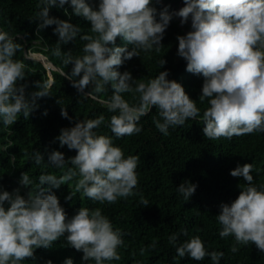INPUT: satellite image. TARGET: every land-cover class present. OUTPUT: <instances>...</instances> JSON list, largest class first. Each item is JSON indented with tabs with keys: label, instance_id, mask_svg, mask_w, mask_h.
I'll use <instances>...</instances> for the list:
<instances>
[{
	"label": "clouds",
	"instance_id": "obj_1",
	"mask_svg": "<svg viewBox=\"0 0 264 264\" xmlns=\"http://www.w3.org/2000/svg\"><path fill=\"white\" fill-rule=\"evenodd\" d=\"M65 5L71 6L70 13ZM37 7L33 19L39 21L37 32L55 25L58 40L53 54L62 57L65 65H72L71 72L62 75L72 81L81 96L91 95V91L85 92L89 86L97 93L111 86L112 95L105 103L114 113L108 126L115 138L141 133V118L153 106L159 116L153 122L164 135L170 134V128L198 117L203 121L204 136L210 140L264 132V0H185L184 7L171 12L167 6L158 11L153 0H98L96 4L89 0H39ZM53 7L64 9L69 19L51 16ZM73 14L89 21L95 35L82 34L80 25L71 22ZM176 17L182 25L191 21V29L177 36V54L187 62L186 71L204 78L199 100H207L209 106L202 115L182 83L168 78V70L147 81L134 78L130 71H119V66L141 56V52H159L165 31ZM77 38L86 41L84 54L73 57L71 51L62 50V45ZM118 38L126 42L124 46L117 45ZM20 49L16 37L0 28V123L6 127L21 114L28 118L38 107V99L51 95L49 84L39 81L36 90L26 92L27 85L20 83L27 76L26 65L14 58ZM159 63L163 68L167 61L162 58ZM124 93H130L132 99L125 100ZM61 115L71 119L67 107H62ZM104 123L101 114L61 129L55 139L60 147L76 150V155L65 159L63 152L53 150L47 165L61 169L70 165L64 175L43 173L33 188L34 181L23 172L20 185L31 186L26 194L19 187L11 192L0 187V264L34 259L38 248H51L61 237L83 252L84 261L106 264L121 260L118 249L124 243L123 233L101 209L82 207L69 217L51 191L79 177L76 191L101 204L135 194L140 157H125L112 136L96 131ZM31 158L37 165L45 164L39 151ZM254 168L253 163H244L230 171L246 183L239 185L236 199L220 205L216 215L219 236L235 238L230 249L233 253L239 251V245L253 242L264 252V184L253 182ZM197 187L185 181L177 192L188 201ZM72 196L70 193L66 199ZM141 203L150 204L147 199ZM181 234L188 236L183 229L169 236L178 257L196 261L210 257L212 264H221L223 251H210L199 235L180 241ZM64 264H74V260L66 258Z\"/></svg>",
	"mask_w": 264,
	"mask_h": 264
},
{
	"label": "trees",
	"instance_id": "obj_2",
	"mask_svg": "<svg viewBox=\"0 0 264 264\" xmlns=\"http://www.w3.org/2000/svg\"><path fill=\"white\" fill-rule=\"evenodd\" d=\"M183 1L153 0V4L158 11L167 6L171 12L178 11ZM89 2L96 4L98 0ZM38 3L39 0H0V28L16 37L21 49L14 58L22 60L26 65L27 76L20 83L27 85L26 92L29 94L36 90L38 81L49 84L51 91V95L38 99V107L28 118L21 114L12 126L6 127L0 123V187L10 192L19 187L21 193L26 194L31 186L20 185L23 172L34 181L33 188L38 185L43 173L57 177L64 175L70 165L62 169L47 165L48 155L53 150H59L68 159L76 155V150H70L66 145L60 147L55 138L61 129L72 127L79 120L93 119L102 114L105 123L96 131L112 136L114 144L122 148L125 157H140L137 168L139 185L135 194L120 198L112 204H101L81 197L76 191L79 177L51 191L58 196L69 217L82 207L93 210L99 208L114 227L121 230L124 241L118 249L121 260L106 264H212L210 257L203 261L178 257L176 248L169 243V236L181 233L182 229L187 230L188 236L181 234L180 241L199 235L210 251H223L225 256L221 264H264V252L254 242L239 245V251L233 253L230 249L236 243L235 238H221L220 225L216 219L220 205L236 199L240 193L239 185L246 183L242 178L230 174L237 165L253 163V182L264 184V132L210 140L204 136L203 121L198 117L189 119L183 126L170 128V134L164 135L153 122L154 117L159 118L153 106L149 114L141 118V133L115 138L108 126L114 113L108 111L105 103L112 95L110 85L99 93L89 86L85 92L91 91V95L81 96L72 81L60 71L53 70L52 81L49 82L43 63L25 54V48L29 52H42L64 72H71L72 65H65L62 57L53 54L58 40L53 31L55 25L37 32L39 21L33 19L39 11ZM65 8L69 13L72 11L70 5H65ZM50 15L69 19L64 9L56 7L50 9ZM71 22L80 25L82 34L95 35L91 32L90 22L84 18L73 14ZM186 33L180 18H173L165 31L159 52H141V56H133L119 66V71H130L134 78L147 81L156 77L159 71L168 70V78L182 83L190 98L196 101L202 115L209 106L207 100H199L204 78L186 71L187 62L177 54V36ZM85 43L77 38L62 45V50L71 51L73 57H79L84 54ZM125 43L117 39L118 46H124ZM162 58L167 61L163 68L159 63ZM123 96L125 100L132 99L130 93H124ZM62 107H67L71 119L61 115ZM34 151L43 155L45 164H35L31 158ZM185 181L198 184L188 201H184L177 192V187ZM70 193L73 194L72 198L66 199ZM142 199H147L150 204L143 206ZM69 257L74 260V264H94V261H84L83 252L67 245L64 237L54 242L51 248H38L35 258H28L22 264H47L49 260L53 264H64Z\"/></svg>",
	"mask_w": 264,
	"mask_h": 264
},
{
	"label": "rangeland",
	"instance_id": "obj_3",
	"mask_svg": "<svg viewBox=\"0 0 264 264\" xmlns=\"http://www.w3.org/2000/svg\"><path fill=\"white\" fill-rule=\"evenodd\" d=\"M185 6V1L181 2V4L179 5V8H182ZM182 25V24H181ZM182 27L186 30V32H188L191 29V21L189 20V22L187 24L182 25ZM28 57H34L37 58L40 62L43 63L44 67L47 69V75L49 77V82L52 81V71L53 70H58V65H56L51 59H49L48 57H46L42 52H29L27 49V54ZM61 68V67H59ZM62 70V68H61ZM63 71V70H62ZM64 72V71H63Z\"/></svg>",
	"mask_w": 264,
	"mask_h": 264
},
{
	"label": "water",
	"instance_id": "obj_4",
	"mask_svg": "<svg viewBox=\"0 0 264 264\" xmlns=\"http://www.w3.org/2000/svg\"><path fill=\"white\" fill-rule=\"evenodd\" d=\"M25 54H27V48H25ZM58 70L61 72V73H64L61 68L58 67Z\"/></svg>",
	"mask_w": 264,
	"mask_h": 264
}]
</instances>
